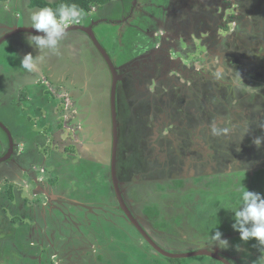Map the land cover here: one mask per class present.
I'll use <instances>...</instances> for the list:
<instances>
[{
	"label": "rangeland",
	"instance_id": "1",
	"mask_svg": "<svg viewBox=\"0 0 264 264\" xmlns=\"http://www.w3.org/2000/svg\"><path fill=\"white\" fill-rule=\"evenodd\" d=\"M147 1L150 4L153 1L161 2L165 5L169 13L173 9L171 13L172 20L176 18V21L181 23V27L185 28L190 24L187 18L192 19L193 23L199 28V36H202L205 40H207L209 33H216L220 36H232L235 31H240L241 29H236L235 26H240L241 23L243 26L242 18L238 19V15L242 14V17H250L251 19L258 20L264 11V0H218V2L215 0ZM223 1H228V6L219 3ZM93 8L91 9L93 10ZM176 9L180 12L179 14L175 12ZM89 12H85L87 21L93 16H96L94 12ZM145 12L147 15L141 13L139 8L134 10V13L139 14V16L151 18V14L156 13V9L153 5H148ZM7 14V10L0 5L1 24L2 21L6 20ZM11 15L14 20L17 18L14 11ZM177 16L179 17L177 18ZM22 17V12H20V18ZM9 20H12V18ZM14 20H12L14 22L12 24H16ZM194 24L191 25L193 32H195ZM259 25L262 26V23ZM123 26L124 28H121L117 25L104 23L96 27V38L104 48L106 47L105 49H108L109 53L111 39L105 40L109 36L108 33L113 32V34H118L116 30H122L125 34L128 29H131L129 26ZM241 32L242 35L240 36L244 39V31ZM69 34V36L62 38L59 46V54L47 49L44 50L47 51V55L46 53L44 55L47 61L45 62L46 64L43 62L40 64L39 71L37 72H29L20 64V59L25 54L30 53V49L34 48L36 50L35 47L29 45L27 42L26 37L28 34H18L0 44V121L4 122L14 140H24L25 138H31L32 134L44 133L45 138L42 141L39 140L35 147L38 157H41L43 161L49 159L53 163H58L59 161L64 162L56 168L53 164L46 165L48 174L52 175L53 171L55 173V175L53 174V178L59 177L56 178L57 182L55 181V183L59 184L56 186L60 187V189H55V184H52V186L48 185L47 190L49 193L46 194L44 189L38 186L37 193L36 191L30 190V192H33V196L26 204L25 202L23 203V200H25L24 197L29 192L24 191L22 193L18 202H16L18 205L22 204L24 210L26 208L28 209L25 212V215H27L23 217L22 224L16 225V227L13 226L12 223L8 222L10 217L6 214L7 210L3 209L4 206L0 207V264H167L160 255L154 252V249L151 247L150 249L134 233L130 226L128 227L126 225L127 222L124 223L123 217L117 211L115 202L110 198L111 189L108 185L107 170L106 168H102L100 174V171L97 169L98 160L103 155L101 156L99 143L93 141V135L90 129L86 132L87 135L84 139H81L80 136L76 138L74 134L73 137L69 136L72 135L71 132L74 130V126L81 129L83 124H85V128L92 125L93 103L84 97L81 100L83 110H81L80 115L79 108H74V111L72 109L66 113L60 111L58 114L59 118L52 119V121L58 120L59 122L72 119L70 125L64 131L60 132L61 129L56 124H53L50 132L55 134L54 138L57 144L63 143L64 140L72 142L74 138V141L77 142V147L82 151L81 153H69V157L63 151L59 153L61 148L58 149L52 139L53 147H51V135H48L43 130V125L49 119L46 113L49 109L46 111V105L43 106V111H39L35 107H41L42 105L40 103L48 101V97H46L47 99H38L37 94L41 91L39 90L41 87L50 89L51 85H49V80L51 77L52 81H56L59 78L62 81L66 80L64 79L65 74L59 66H57L59 68L58 71L54 73L55 63L60 64L61 59H66L69 66V75L72 76L75 82L87 83V78L82 74L81 65L84 67V72L89 71V74L91 73V80H88V84L99 88L97 94L100 95L101 102H104L97 106L99 109L97 112L101 122L99 127L101 126L107 139L109 138L108 134H110L111 122L107 107V92L108 85L110 84L108 69L102 63V60H100L101 57L95 47L90 45V41L85 34L79 32H71ZM243 39H240V42H243ZM116 40L118 43V39ZM196 41L198 44L199 38ZM206 43L209 45L210 41ZM232 46H236L234 41H232ZM246 47L247 45L245 44L242 52H245ZM199 49L202 52L206 51L202 46H199ZM246 52H250L249 49ZM198 53L200 54V51L196 50L192 54H188L185 59L181 57V59H184L186 68H190L192 56L197 57L199 56ZM48 55H50L49 58ZM119 55L120 53L115 54L116 61L117 58L120 59ZM244 57L247 58L245 55ZM194 65L197 69L201 68L199 62ZM234 67L230 70L231 73L225 69L223 72L224 75L230 76L231 80L242 78L243 80L237 87L226 86L225 90L230 94L226 95L225 98L227 102L230 99L228 102L230 108L240 104L241 107L239 108H245L250 111L249 114L251 117H244L243 110H240L237 112L239 117L233 119L236 126L233 127L231 120L228 118L227 120L224 119L223 125H216L215 123L216 127L225 129L228 133L226 134V131H224L220 136H215L213 140L211 139L213 136H208L211 134V131L201 130V127L195 126L196 129L193 138H195L194 140L200 146L201 143L202 145L204 144L206 146L205 149H210L211 147L214 150L219 149L217 158L215 155L216 160L214 158L211 160L213 162L212 167L216 165L223 167V163L232 168L235 166L237 171L235 172L234 169L233 174L226 173L227 175L225 176L223 175L224 167L222 172H219L218 167L217 173L214 170L208 169L211 175L197 174L193 176L194 186L200 187L198 190L189 188L190 191L187 193H180V187L183 186V181L173 180L174 189L169 191L171 187H168L159 179L161 181L159 183L162 185L159 186L158 190L161 194L157 200L153 195L149 202L151 201L150 205L159 206L160 211L164 215L157 221L158 223L155 226L157 228L156 234L152 237L155 243L165 251L178 253L191 252L197 248V245H200L201 248L219 249L225 258L233 260L236 264H259L258 258L264 255V249H259L254 238L247 242L241 241L239 232L232 228L233 213L229 209L239 207V192L237 190L243 186L248 190L264 194V167L256 165L258 163H264V144L258 149L252 143L254 137L264 135V129L258 128V125L264 124V119L254 122L251 120L253 117L264 115V106H259L264 101V77L257 79L258 81H254L249 74L255 71L261 72L260 69L251 67V71H238L236 69V72H234ZM45 68L52 74L47 70L48 78L45 76L42 77V70ZM98 75L101 78L107 77L105 82H102L107 86L105 84L100 86L95 82L98 79ZM24 77L29 81L23 82L31 83L34 86L29 90V94L32 95V99L34 100H31L33 113L31 111L30 118L32 120L28 123L25 122L31 127V130L23 126V121L19 118L17 111L6 113L10 110L5 108V106L13 102L12 99L16 97V91H20V89H17L18 84L14 79L17 80ZM198 77L199 85L204 86L205 79H200V75ZM180 80L182 81L183 78ZM19 82L22 83V81ZM205 86L209 88L208 90L210 92V85L205 84ZM54 92L56 93V91ZM58 92L60 94L56 96L60 97L58 98L59 100H52L53 102L50 104L51 109L54 108L53 110L55 112L61 108L67 109L72 105V102L68 99L69 94H65V90H58ZM203 93L205 94L204 90ZM238 93L240 94V98L237 97ZM197 95V97H200L199 93ZM187 97L185 99L187 102L184 99L182 100L185 104L173 103L174 110L177 113H181V117L184 115L185 121L187 122L186 125L183 122V127L179 131L180 135L185 134V137H188V129L186 127L189 123H192L190 119L193 118L192 128L194 127V123L197 122L195 113H191V111L189 115L185 113V110L188 109L187 105L194 104V110L196 111L204 110V102L202 100H196L197 102L195 103V99L190 95H187ZM63 98L65 99L64 101L62 100ZM256 98L259 99V102H255ZM188 100L193 102H188ZM216 102L219 104V102L223 103L225 101L223 98L212 99L214 106ZM224 106L226 107L227 104ZM55 107L57 108L55 109ZM138 109L140 107H136L135 110ZM25 113L23 112L24 116ZM82 116L84 121L87 122H82ZM205 118L206 112L203 113L202 119L205 120ZM173 119L175 120L176 116H173ZM151 122L150 120V124ZM23 130L26 132L25 134H22ZM164 131L166 133V130ZM245 131H249L245 134L246 140L243 139ZM199 132L201 135L198 134ZM0 135H2L0 137L5 141L6 134L1 128ZM88 142L90 143L88 144ZM226 150L230 152H225ZM46 162L50 163L49 161ZM249 165L253 166L247 170L248 167L246 166ZM239 166L241 169H239ZM26 182L27 184L22 183V186L19 188L20 190L29 189V184L36 186L35 179L27 178ZM25 185H27V188H24ZM12 186L14 184H11ZM14 189H18V183ZM69 195L82 205L71 206L69 204L70 202H67V198L71 197ZM34 200L39 201V204H37L38 202H34ZM3 210H5L4 214L2 213ZM17 211L24 215L23 211L19 210V208ZM151 213H153V210L145 208L143 215L148 217ZM215 227L223 234L222 238H226L229 241V247L227 249H221L216 244L210 246V233ZM3 228H6L5 233L2 231ZM152 229V227H147L146 232L150 233ZM165 230H169L174 236L168 237L164 234L166 232ZM215 230L213 229V231ZM156 236L159 240H157ZM182 242L185 244H181ZM237 245H239V250L237 249ZM20 254H23L26 258H22ZM185 260L183 264H216L215 259L207 256L187 257Z\"/></svg>",
	"mask_w": 264,
	"mask_h": 264
},
{
	"label": "flooded vegetation",
	"instance_id": "2",
	"mask_svg": "<svg viewBox=\"0 0 264 264\" xmlns=\"http://www.w3.org/2000/svg\"><path fill=\"white\" fill-rule=\"evenodd\" d=\"M215 1L218 2V0ZM148 5H153V7H155L156 9V13H154L153 15L151 14V18H148L146 16H139V14L134 13V10L139 8V11L141 13L147 15L145 11L147 10ZM177 10L178 9H176L175 12L179 14L180 12ZM91 11L94 12V15L96 16H93L91 19H89V21H87V17H85L83 22H80V24L78 25H84L86 27L90 26L94 34L96 27L104 23L117 25L121 28H124L123 25H125L131 28L128 29L127 33L125 34L122 30H116L118 31V34L114 33L115 35L113 34V32L108 33V35L110 36L114 35L111 36V43L109 47L111 54L109 53L108 49H106L111 61L114 63L117 69L118 74L115 91L116 117L118 122L116 175L119 183V192L127 210L131 213L134 220L137 221L139 226L145 232L147 227L153 228L150 233L146 232L148 236L153 240L154 238L152 236H155L156 234L157 228H155V226L158 223L157 221H159L161 216L164 215L160 211L159 206L156 207L155 205H150L151 201L149 202L153 195L155 196L156 200L159 198V195L161 193H159L158 188L160 185H162L159 182L163 181L165 185L171 187L169 191H172L171 189H174L173 180H181L184 183L183 186L180 187V193H187L188 191H190V189L198 190V188L200 187L194 186L195 183L193 182V176H196L197 174L204 175L207 173V171H209L208 169L214 170L215 173H217L218 169L219 172H222L224 167L223 175L225 176L232 173L234 169L235 172L237 171V168H235V166L234 168H232L229 165L223 163V167H219L218 165L212 167L213 162L211 160L212 158L216 160L219 149L214 150L213 147H211L210 149H205L206 146L204 144L202 145L201 143L200 146L198 143H196L193 135L196 129L195 126L202 127L207 124L209 128H204L205 130L210 131L212 126L223 125V118L225 120H227V118L230 119L232 126H236V123L233 119H237L239 117L236 107L241 106L239 104L235 107L230 108L228 105L230 99H228L227 102L225 98L227 94H223V92L226 89V86L237 87L238 85H240L243 78L231 80L230 76L224 75L223 72L225 69H227L231 73L230 70L234 66V72H236V69L238 71H249V68H245L243 66V60L245 59L244 55L247 57V64L250 63L249 59L261 60L259 59L261 57L252 52V50L255 48L250 50V47H253L250 46V44H252V40L251 38H248V41L243 39L240 36L242 35V32L240 33L238 31H235L233 33L234 35L232 36H220L216 33H209L207 40H205L202 36H199V28H197V26L193 23L192 19L187 18L190 26L188 25L185 28L181 27V23H178L176 21V18L172 20L171 13L173 12V9L171 13H169L165 5H163L159 1H153V3L150 4V2L147 0H112L104 5H96L93 10L91 9ZM178 17L179 16H177V18ZM11 18L12 20H14L13 17ZM241 18V20L243 21V26H246L247 30H249L250 27L248 25H245L246 19L243 18L242 15ZM12 20L8 22V25L6 26V32L0 35V38L8 32L9 28L15 25L12 24L14 23L12 22ZM16 20L17 19L14 20L15 23ZM192 24H194L195 26V32H193V28H191ZM241 26L242 23L240 24V27ZM240 27L235 26L236 29H239ZM247 30L244 31V34H246ZM73 32H79L87 36V34L83 31ZM69 33H67L65 36H69ZM197 38H199L198 44L196 41ZM88 39L90 41V45L94 46L89 37ZM116 39H118V43ZM240 39H243V42H240ZM5 41L6 40H4L3 42ZM207 41H210L209 45L206 43ZM232 41H234V43L236 44L235 47L232 46ZM3 42H1L0 44H2ZM245 44L247 45V47L245 49V52H242V55L234 53V51L238 49H242L243 51V47ZM199 46L204 47L206 51L202 52L201 49H199ZM248 49L250 52H246ZM196 50L200 51V54L198 53L199 56H192V60L190 61L191 66L190 68H186L184 59L188 54H192V52ZM116 53H120V59L117 58V61L114 57ZM98 54L100 55L99 52ZM49 56L50 55H48V58ZM100 57V60H102V63L108 69L110 77V84L108 85L107 92V107L109 119L111 122L110 92L112 77L104 59L101 55ZM181 57H184V59H181ZM197 62L201 64V68L199 69L195 68L194 65ZM57 66H59L62 72L65 74L64 79L66 80L62 81L60 80L61 78L56 79V81L51 80V82L49 83V85H51L50 89H45L44 87L42 88V92L44 95L46 94V96L48 97V101H43L42 103H40L42 105L41 107H35L37 110L39 109V111H43V106L46 105V111L49 109L48 112H46L49 119L46 120L47 123L43 125V130H45L48 135H51V147H53L52 141L53 143L55 142L57 148H61L59 153L63 151L65 154H67L68 157L70 156L69 153L75 154L78 152L79 154L82 152L81 149L77 147V142L74 141V138L72 139V142L64 140L63 143L57 144L54 138L55 134L51 133L50 130L53 124H56L57 127L61 129L60 132L64 131V129L70 125L72 119H67V121L65 122H59L58 120L52 121L53 118H59L58 114L60 113V111L62 113H66L72 109V111H74V108H79L80 115L82 112L81 110H83V104L81 103V100H83V98L85 97L87 98V100H89V102L91 101L94 106V111L91 118L92 125H90L89 127L92 128H89L88 126L85 128V124L82 123L83 127L79 129V127L74 126V130L71 132L72 135L69 136L73 137L74 134L76 138L80 136L81 139H84L87 135L86 132L90 129L93 135V141L99 143L101 147V156H103L102 158L100 157V160H98L97 169L100 171V174L102 168H106L107 170L108 185L111 189V200L115 202L117 211L123 217L124 223L127 222L126 225L128 227L130 226L134 233L139 238H141L150 248L149 244L144 240L136 227L132 224V222L125 215L124 211L120 208L119 201L117 199V195L110 178L112 130L110 127V134H108L109 138L107 139L105 132L102 130L101 126L99 127L101 122L99 120L97 112V110L99 109L97 106L98 104L104 103L101 102L100 95L97 94L99 88L88 84V80H91V73L89 74V71L84 72L83 65H81V70L83 76L87 78V83L75 82L72 76L69 75V66L66 59H61L60 64H57V62L55 63L54 73H56L59 69L57 68ZM248 67L251 68L253 66L249 65ZM255 67L256 69L261 70V72L259 73L261 77H264V66L261 67L260 65H256ZM47 75L48 74L45 72L42 73V77L45 76L46 78H48ZM199 75L200 79H205L206 85H210V92L208 90L209 88L206 87L205 84L204 86L199 85ZM106 78H101L100 75H98V79L95 82L98 85L103 86L105 83L103 84L102 82H105ZM181 78H183L182 81L180 80ZM14 81H16V83L18 84L17 89H20V91H16V97L12 99L13 102L10 103V105L5 106L7 110H10L6 113L17 111L19 113V118L23 121V126L28 127L31 130V127L28 126L25 122L28 123L32 120V118L30 117L31 111L33 113V105H31V100L33 99L32 95L29 94V90H31L34 86L31 83L28 84L27 82H23L29 81L26 77L17 80L14 79ZM19 81H22V83ZM230 81H232V83H228ZM149 84L150 86H148ZM223 84H225L224 87ZM58 90H65V94H69L68 99L72 102V105H70V107L67 109L61 108L58 109L57 112H55L53 110L54 108L51 109L50 104H52V100H59L58 98L60 97L56 96L57 94H60ZM203 90L205 91V94L203 93ZM53 91H56V93H53ZM22 93H24V96L22 95ZM197 93L200 94V97H197ZM187 95H190L193 99H195V103L197 102L196 100H202L204 102V110L196 111L194 110V104L187 105L188 109L185 110V113H188L187 115L191 114L192 112L195 113L197 122L194 123V127L192 128L193 118L190 119L192 123H189L187 125L186 128L188 129V137H185V134L180 135L179 131L183 127V122L184 125H186L187 122L185 121L183 114V117H181V113H177L174 110L173 103L175 102L180 105L185 104L182 100L184 99V101L187 102L185 100L189 97H187ZM238 96L240 97L239 93ZM215 98H223L225 102H219V104H217L216 102V106H214L212 104V99ZM62 100L64 101L65 99L63 98ZM188 102L193 101L188 100ZM255 102H259V99L256 98ZM261 103L262 105L260 104L259 106H264V101ZM226 104L227 106L225 107L224 105ZM136 107H140V109L135 110ZM56 108L57 107H55V109ZM26 111L27 113H25ZM23 112L25 113V116L23 115ZM205 112L206 118L205 120H203V113ZM243 115L245 116L244 113ZM173 116H176L175 120L173 119ZM247 116L251 117L250 114ZM262 119H264V115L257 116L255 118L253 117L251 120H253L254 122L261 121ZM150 120L152 121L151 124ZM82 122H87L84 121L83 116ZM1 123L4 124V122L2 121ZM204 128L201 130H204ZM164 130H166V133H164ZM25 133L26 132L23 130L22 134ZM227 133L228 131H226V134ZM198 134L201 135V133ZM208 136H213L211 137L212 140L215 138V136L212 134ZM243 136V139L246 140V135ZM44 138L45 134L43 133L37 135L32 134L31 138H25L24 140L13 139V152L7 157L6 155L9 152V142L6 136L5 147L0 149V159L6 157L5 160L0 163V180L4 181H0V199H3V209L7 210L6 214L10 217L8 222L12 223V225L15 227L16 225L22 224L23 217L27 215H25V212H27L28 209L26 208L25 211L22 204L18 205L16 203L18 202V199H20V196H22V193L24 191L29 192V194L24 197L25 200H23V203L25 202L26 204L27 201L30 200L33 196V192H30V190L36 191L38 186L43 189H48V185L52 186L50 181H52V179H55L53 178V174L55 173L52 171V175H50L46 170V165L52 164V161L49 159H46V161H49L50 163L43 161L41 157H38V153L35 150V147L38 143L37 141H42ZM68 147H72L73 151H67L66 148ZM156 147H159V150ZM221 148H223V146H221ZM3 149L5 150L3 151ZM162 151L167 153L166 157L163 159H161ZM225 152L230 151L226 150ZM62 163L64 162H58V164ZM256 165L264 167V163H258ZM251 166L253 165L246 166L248 167L247 170H249ZM239 169H241L240 166ZM209 175H211V172ZM27 178L35 179L36 186L29 184V189L20 190L19 188L20 186H22V183L27 184ZM56 178L59 177L57 176ZM17 183L18 189H14ZM11 184H14V186L11 187ZM157 184H159L158 187ZM24 188H27V185H25ZM34 202H38L37 204H39V201L37 200H34ZM18 208L19 210L23 211L24 215L18 213ZM145 208L153 210V213H151L148 217H145V215H143ZM4 212L5 211H2V213ZM16 217L19 218L15 219ZM165 231L166 232H164V234L168 237L174 236V234L170 233L169 230ZM157 240L159 239L157 238ZM198 249H201L200 245H197V248L195 250H192L191 252ZM206 249L213 250L209 248ZM220 253L222 254V251H220ZM227 260L231 264H236L231 259Z\"/></svg>",
	"mask_w": 264,
	"mask_h": 264
},
{
	"label": "clouds",
	"instance_id": "3",
	"mask_svg": "<svg viewBox=\"0 0 264 264\" xmlns=\"http://www.w3.org/2000/svg\"><path fill=\"white\" fill-rule=\"evenodd\" d=\"M85 17V11L75 3H63L56 9L41 7L33 10L29 17L30 23L26 25L43 35L28 34L26 40L29 45L39 50V54L35 56L32 53L25 54L20 59L21 66L29 72L39 71V66L45 59L41 53L47 49L59 54L60 42L68 26L82 22ZM258 128L264 129V124L258 125ZM210 131L212 135L220 136L226 130L212 126ZM248 132L245 131L244 135ZM252 143L259 149L264 144V135L254 137ZM237 191L239 207L229 209L233 213L232 228L239 232L241 241L247 242L254 238L259 249H264V194L248 190L245 186ZM213 229L210 233V246L216 244L221 249H227L229 241L222 238L223 234L218 228ZM237 249L239 250V245ZM258 261L259 264H264V255H261Z\"/></svg>",
	"mask_w": 264,
	"mask_h": 264
},
{
	"label": "water",
	"instance_id": "4",
	"mask_svg": "<svg viewBox=\"0 0 264 264\" xmlns=\"http://www.w3.org/2000/svg\"><path fill=\"white\" fill-rule=\"evenodd\" d=\"M73 31H83L87 34V36L90 38L93 45L96 47L97 51L100 53L102 58L104 59L107 67L110 70L112 81H111V92H110V117H111V130H112V156H111V162H110V178L113 184V187L115 189L117 199L119 201L120 208L124 211L127 218L132 222V224L136 227L138 232L141 234V236L144 238V240L149 244L151 248H153L157 253L161 254L162 256L168 257V258H187V257H196V256H208L210 258H213L215 260H218L222 264H231L224 256L220 253L219 249L215 248L213 250H208L206 248H201L193 252L188 253H172L169 251H165L164 249L160 248L149 236L148 234L139 226L136 220H134L131 213L127 210L123 199L121 198V194L119 192L118 187V180L116 175V151H117V144H118V136H117V129H118V122H117V115H116V105H115V91H116V84L118 80V74L117 69L114 65V63L111 61L109 54L107 53L104 46L99 42V40L96 38L94 32L92 31L90 26H84V25H73L69 26L65 32V35L69 32ZM18 34H34V35H43V33L38 32L34 28L27 26V25H19L18 22L11 28H9L8 32L0 38V43L4 40H7L10 37L16 36ZM64 35V36H65ZM0 127L5 131L6 136L8 138L9 142V152L6 155L7 157L13 152V146L14 141L12 134L10 131L6 128V126L1 123L0 121ZM6 158V157H5ZM5 158L0 159V163L5 160Z\"/></svg>",
	"mask_w": 264,
	"mask_h": 264
},
{
	"label": "crops",
	"instance_id": "5",
	"mask_svg": "<svg viewBox=\"0 0 264 264\" xmlns=\"http://www.w3.org/2000/svg\"><path fill=\"white\" fill-rule=\"evenodd\" d=\"M44 1H46V2H48V3H54V2H56V1H58V0H44ZM0 5L4 8V9H6L7 10V15H6V20L5 21H2V24H1V22H0V35H2L4 32H6V26L8 25V22H10L11 20H9L11 17H13L12 15H11V13L14 11V14H15V16L17 17V18H15V19H19L18 20V24L19 25H26V24H28V23H30V19H29V17H30V13L33 11V10H35V9H38V8H40V7H38V6H32L31 4H30V0H2V1H0ZM94 7V6H93ZM92 7V8H93ZM20 12H22V15H23V17L22 18H20ZM88 14V13H87ZM9 15H10V17H9ZM91 19V18H90ZM28 26V25H27ZM259 26H261V25H259ZM263 26V25H262ZM262 26H261V28H262ZM111 36H114V35H111ZM111 36L109 35L105 40H108L109 38L111 39ZM237 42H239V41H237ZM106 45H107V43H106ZM110 45V44H109ZM250 46H253V47H250ZM249 47H250V50L251 49H253V48H255V49H253L252 50V52H254L256 55H258V56H260V57H263L264 56V53L263 52H261L260 51V47L259 46H254V45H250ZM36 49V48H35ZM234 50H235V48H234ZM30 53H32V55H38L39 54V52H38V50L36 49V50H34V48H32V49H30ZM45 53H46V55H47V51H43L42 53H41V55H45ZM234 53H236V54H243L242 53V49H238V50H235L234 51ZM246 59V60H245ZM243 61H244V63H243V66L245 67V68H249L248 66L250 65V63L249 64H247V58H245ZM47 61V58L45 57V59H44V61H43V63H45ZM250 62H252V59L250 60ZM46 64V63H45ZM47 68H45L44 70H42V72L44 73H47L48 74V72H47ZM49 71V70H48ZM50 72V71H49ZM51 74V73H50ZM52 75V74H51ZM51 80H52V77L50 78V82H51ZM73 83V82H72ZM228 83H230V82H228ZM226 84V83H225ZM225 84H223V87H224V85ZM41 87V86H40ZM42 88L43 87H41V88H39V90H41V91H39V93L37 94V98L38 99H42V98H46L47 96H46V94L44 95L43 94V92H42ZM225 89V88H224ZM232 93V92H231ZM223 94H227V95H229L230 93L228 92H226L225 90H224V92H223ZM31 95V94H30ZM237 97L238 98H240L238 95H237ZM215 106H216V104H215ZM236 109H237V111H240V110H243V113L245 114V116L244 117H246L247 115H249V113H250V111H248L247 109H245V108H242V109H240L239 107H236ZM222 121V120H221ZM223 121H224V118H223ZM209 128V126L206 124V125H204V126H202L200 129H203V128ZM204 128V129H205ZM200 133V132H199ZM0 136H2V135H0ZM3 137H5V136H3ZM6 138V137H5ZM38 142V141H37ZM90 142H88V144H89ZM3 147H5V141L0 137V149H2ZM157 149L159 148V147H156ZM5 149H3V151H4ZM159 150V149H158ZM166 152H161V159H163V158H165L166 157ZM56 163V162H55ZM55 163H53V161H52V164L54 165V167H58V166H60L61 164H58V163H56V165H55ZM55 169V168H54ZM206 174H210V172L209 171H207V173ZM55 175V174H54ZM3 181V180H2ZM55 181L57 182V179H56V177H55V179H52V181H50V183L51 184H55V189H60V187H58V186H56V185H59L58 183H55ZM4 182V181H3ZM1 185V184H0ZM44 192L47 194V193H49V191L47 190V189H44ZM67 192V191H66ZM36 193H37V190H36ZM68 194V193H67ZM69 196H71V195H69ZM58 197H59V195H58ZM73 197L71 196V197H68L67 198V202H70L69 204L71 205V206H75V205H82L79 201H77V200H75V199H72ZM59 199V198H58ZM2 206H4V201H3V199H0V207H2ZM3 211H5V210H3ZM4 214V213H3ZM21 257L22 258H26V256H23V254H21Z\"/></svg>",
	"mask_w": 264,
	"mask_h": 264
},
{
	"label": "trees",
	"instance_id": "6",
	"mask_svg": "<svg viewBox=\"0 0 264 264\" xmlns=\"http://www.w3.org/2000/svg\"><path fill=\"white\" fill-rule=\"evenodd\" d=\"M2 1V0H0ZM112 0H58L54 3H48L44 0H30V4L32 6H38V7H51L53 9H56L58 8L61 4L63 3H75L77 4L80 8H82L85 12H89L91 10V7L92 6H96V5H104L108 2H110ZM221 3L222 5L224 6H228V1H223V2H219ZM244 6V4H243ZM259 7V6H258ZM242 15V14H241ZM241 15H238L237 18L238 19H241ZM232 17V16H230ZM245 18V25H248L250 28L249 30H247L246 26H242L240 27V32L241 31H246V34H244V39L248 41V38H251V42L252 44L250 45H254V46H259L260 47V51H263L264 52V11L262 12L261 14V18L260 19H251L250 17L246 18V17H243ZM262 23V28L261 26H259V24ZM225 24V22H224ZM223 24V25H224ZM247 36V37H245ZM255 58H258V57H255ZM261 60H252V62H250V65L253 66V68H256L255 66L257 65H260L261 67L264 66V57H261L259 58ZM251 60V59H250ZM249 71H251V68L249 67ZM251 79L255 80V81H258L257 79H260L262 78L260 73L255 71V72H251ZM24 96V95H23ZM67 151L69 152H72L73 151V148L72 147H68L66 148ZM12 196V194H11ZM17 219L19 217H16ZM231 223V222H230ZM2 231L5 233L6 232V228H3ZM8 232V231H7ZM166 239V238H164ZM181 244H185L184 242H182ZM155 252V251H154ZM156 254L160 255L162 257L163 260L166 261L167 264H183L186 260L185 259H181V258H168V257H165V256H162L161 254L155 252ZM100 258V256H99ZM189 260H191L189 258ZM215 263L216 264H222L221 262H218L217 260H215Z\"/></svg>",
	"mask_w": 264,
	"mask_h": 264
},
{
	"label": "built area",
	"instance_id": "7",
	"mask_svg": "<svg viewBox=\"0 0 264 264\" xmlns=\"http://www.w3.org/2000/svg\"><path fill=\"white\" fill-rule=\"evenodd\" d=\"M78 24H80V23H77V24H72V25H69V26L78 25ZM69 26H68V27H69Z\"/></svg>",
	"mask_w": 264,
	"mask_h": 264
}]
</instances>
